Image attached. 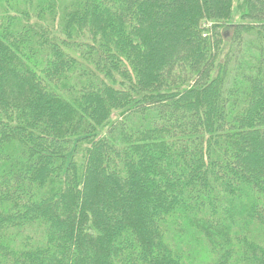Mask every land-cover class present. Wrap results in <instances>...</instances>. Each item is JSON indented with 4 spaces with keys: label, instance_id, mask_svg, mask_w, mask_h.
<instances>
[{
    "label": "trees",
    "instance_id": "16d2710c",
    "mask_svg": "<svg viewBox=\"0 0 264 264\" xmlns=\"http://www.w3.org/2000/svg\"><path fill=\"white\" fill-rule=\"evenodd\" d=\"M237 4L0 0V264H264V0Z\"/></svg>",
    "mask_w": 264,
    "mask_h": 264
},
{
    "label": "rangeland",
    "instance_id": "374dc122",
    "mask_svg": "<svg viewBox=\"0 0 264 264\" xmlns=\"http://www.w3.org/2000/svg\"><path fill=\"white\" fill-rule=\"evenodd\" d=\"M67 1H69V0H66V2ZM237 1L238 0H233L232 10H231V19H230L231 23L236 22L239 19V16H240V13H239L238 7H237V5H238ZM226 31H228V33L230 34L231 27H227ZM227 46H228V39L225 38L224 42H223L222 49L225 50ZM222 54H223V52H221L220 57H222ZM258 230H259V232H258ZM251 231H252V235L253 236H255L257 233H261L260 237H262V228L259 225H257L256 223H254L251 226Z\"/></svg>",
    "mask_w": 264,
    "mask_h": 264
}]
</instances>
